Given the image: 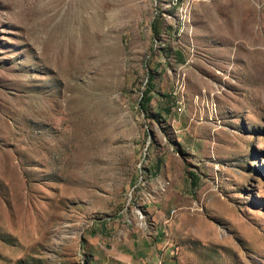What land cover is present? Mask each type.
Instances as JSON below:
<instances>
[{
	"label": "rangeland",
	"instance_id": "1",
	"mask_svg": "<svg viewBox=\"0 0 264 264\" xmlns=\"http://www.w3.org/2000/svg\"><path fill=\"white\" fill-rule=\"evenodd\" d=\"M136 228L264 264V0H0V264H117Z\"/></svg>",
	"mask_w": 264,
	"mask_h": 264
},
{
	"label": "crops",
	"instance_id": "2",
	"mask_svg": "<svg viewBox=\"0 0 264 264\" xmlns=\"http://www.w3.org/2000/svg\"><path fill=\"white\" fill-rule=\"evenodd\" d=\"M166 104L162 106V110L166 112L168 110ZM172 125L175 126L176 118L175 116L171 119ZM201 127L197 125V130ZM206 128V131H208V128ZM208 148V147H207ZM207 150V149H206ZM165 171L166 164L163 165V160H155V164H152V167L150 165L148 166V177H152L153 175H156L157 171L162 168ZM156 178V177H155ZM163 178V177H162ZM153 179V178H151ZM136 231V236L132 237L131 240L128 241L127 246L129 248L128 252H125V254L122 255L120 262L117 264H126L127 262H135V264H171V256L168 255L166 252H159L158 248L162 247L161 240L158 237L155 238L152 242L147 239V236H145L142 232H140L139 229H133L130 232V235L132 236V232Z\"/></svg>",
	"mask_w": 264,
	"mask_h": 264
},
{
	"label": "trees",
	"instance_id": "3",
	"mask_svg": "<svg viewBox=\"0 0 264 264\" xmlns=\"http://www.w3.org/2000/svg\"><path fill=\"white\" fill-rule=\"evenodd\" d=\"M147 93H148V90L145 92V95H146ZM150 99H151L150 96H145V97L143 98V101H144V102H149ZM142 103H143V102H142Z\"/></svg>",
	"mask_w": 264,
	"mask_h": 264
},
{
	"label": "bare ground",
	"instance_id": "4",
	"mask_svg": "<svg viewBox=\"0 0 264 264\" xmlns=\"http://www.w3.org/2000/svg\"><path fill=\"white\" fill-rule=\"evenodd\" d=\"M243 29V27L241 26V30ZM238 45V44H237ZM236 45V46H237ZM238 48V47H237ZM126 264H135L134 262H127Z\"/></svg>",
	"mask_w": 264,
	"mask_h": 264
}]
</instances>
